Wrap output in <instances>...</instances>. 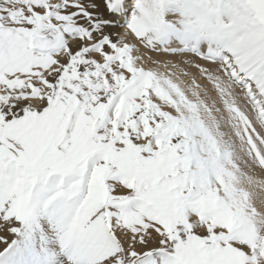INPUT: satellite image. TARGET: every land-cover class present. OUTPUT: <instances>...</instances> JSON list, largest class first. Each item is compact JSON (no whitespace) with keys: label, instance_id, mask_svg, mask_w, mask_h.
I'll return each mask as SVG.
<instances>
[{"label":"snow or ice","instance_id":"1","mask_svg":"<svg viewBox=\"0 0 264 264\" xmlns=\"http://www.w3.org/2000/svg\"><path fill=\"white\" fill-rule=\"evenodd\" d=\"M264 0H0V264H264Z\"/></svg>","mask_w":264,"mask_h":264},{"label":"bare ground","instance_id":"2","mask_svg":"<svg viewBox=\"0 0 264 264\" xmlns=\"http://www.w3.org/2000/svg\"><path fill=\"white\" fill-rule=\"evenodd\" d=\"M257 178L258 179H264V176H258Z\"/></svg>","mask_w":264,"mask_h":264}]
</instances>
